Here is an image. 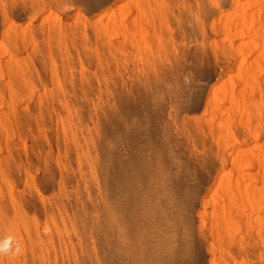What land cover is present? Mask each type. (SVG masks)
<instances>
[{"label":"rangeland","instance_id":"374dc122","mask_svg":"<svg viewBox=\"0 0 264 264\" xmlns=\"http://www.w3.org/2000/svg\"><path fill=\"white\" fill-rule=\"evenodd\" d=\"M165 154L195 264H264V0H0V264H111L109 171Z\"/></svg>","mask_w":264,"mask_h":264},{"label":"bare ground","instance_id":"6f19581e","mask_svg":"<svg viewBox=\"0 0 264 264\" xmlns=\"http://www.w3.org/2000/svg\"><path fill=\"white\" fill-rule=\"evenodd\" d=\"M142 145L146 146L143 142ZM138 154L141 158L144 157L141 150ZM122 158L109 171L106 182L105 194L109 199L118 198L119 211L117 217H109V233L114 236L107 241L110 263L195 264L197 256L186 229L189 219L184 218L186 223L180 229L183 218H179L180 212L190 205L194 176L186 171L187 168L178 166L167 154L157 161L142 159L143 167L140 169H134V160L129 155ZM161 166L165 168L164 171H161ZM154 170L161 171L163 175L156 177ZM200 177L202 182L204 177ZM207 177L209 179V175ZM170 178L177 183L173 191L166 187ZM205 183L206 181V186ZM181 197L183 200L179 202ZM148 208L152 210L149 215L146 214Z\"/></svg>","mask_w":264,"mask_h":264},{"label":"clouds","instance_id":"9594fccd","mask_svg":"<svg viewBox=\"0 0 264 264\" xmlns=\"http://www.w3.org/2000/svg\"><path fill=\"white\" fill-rule=\"evenodd\" d=\"M19 245L16 246V251L19 252ZM11 252L10 242L6 240L0 243V254H8Z\"/></svg>","mask_w":264,"mask_h":264}]
</instances>
